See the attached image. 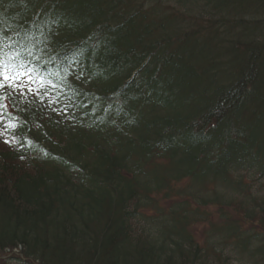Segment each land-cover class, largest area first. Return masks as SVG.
Returning <instances> with one entry per match:
<instances>
[{"label":"trees","instance_id":"1","mask_svg":"<svg viewBox=\"0 0 264 264\" xmlns=\"http://www.w3.org/2000/svg\"><path fill=\"white\" fill-rule=\"evenodd\" d=\"M151 1L0 0L4 52L45 77L31 86L43 102L8 90L0 110V252L21 247L23 264H210L189 231L196 208L255 201L241 176L264 180V0ZM184 180V193L172 188ZM158 194L183 200L164 209ZM260 226L227 236L247 251L256 242L264 261V216Z\"/></svg>","mask_w":264,"mask_h":264},{"label":"rangeland","instance_id":"2","mask_svg":"<svg viewBox=\"0 0 264 264\" xmlns=\"http://www.w3.org/2000/svg\"><path fill=\"white\" fill-rule=\"evenodd\" d=\"M168 11L174 10L178 12H184L185 9L179 5L176 2L173 1H165L162 2ZM198 18V19H196ZM195 18V25H203L205 17L203 15L197 16ZM224 30L221 32V39H225L224 35H226V38H230V33H223ZM111 36H113L111 34ZM110 42L112 40L110 39ZM25 94H27V89H24ZM164 163H161V166ZM242 181L245 183L246 191L243 194H249V196H253L255 201L251 203L248 199H246V196H232L235 198V204L233 207L231 206H225V207H217V205H208L204 208H196L198 212V217L195 218L193 221V225L190 228V232L192 235V238L194 241L200 246L201 250L205 252V254L210 255L207 259L208 262H211L210 264H217L216 261H220L222 264H262L264 261H262L258 255H255L254 257L252 255V252L255 249V243L254 242L249 250H244L241 246L240 240H236L234 237H231L232 240L228 238V229H235V232L232 233V236H239V237H245L246 235H251L253 233H259V231L262 232V229L260 228V220L264 216V209L260 207L259 201L264 205V180L252 178L248 174H243ZM188 187V183L186 181L181 182L179 184H175L172 186L174 189H183L185 190ZM208 189L205 191H202L201 194H198L201 197H208V196H214V194H210V190H212V185L207 186ZM215 191L220 193V189L215 188ZM213 190V191H214ZM161 195H157V198L159 199V204L161 207L166 209L165 207L171 206L172 204H176L180 201H182V198L176 197L175 194L171 195L169 198H165L163 201ZM188 195V194H187ZM231 197V198H232ZM251 198V197H250ZM186 202L188 205H191L194 207V202H192L190 199L187 198ZM193 199V198H192ZM243 202L242 209H236V204L238 202ZM246 202V203H245ZM237 210V211H236ZM239 210V211H238ZM243 211V212H242ZM244 212H246L247 216H245ZM252 214V217H251ZM200 216L203 218L200 220ZM137 224L135 225V231L136 233H139L138 231L141 230L143 227L146 228L145 223L143 221H137ZM231 226V227H230ZM144 228V229H145ZM143 230V229H142ZM237 238V237H236ZM213 246L212 249L216 248L217 255H219V259H213L211 258V252L210 248ZM8 254H4L3 252H0V264H10L9 260H6V256ZM215 260V261H214ZM31 262V260H28ZM15 264V263H12ZM32 264H37L32 261Z\"/></svg>","mask_w":264,"mask_h":264},{"label":"snow or ice","instance_id":"3","mask_svg":"<svg viewBox=\"0 0 264 264\" xmlns=\"http://www.w3.org/2000/svg\"><path fill=\"white\" fill-rule=\"evenodd\" d=\"M3 49L4 45L0 43V110L7 107L5 101L8 99V96L5 95V92H8V90H10L9 95L13 101L16 100L17 96L25 97L24 89H27L28 95H36L43 102L42 97H39V93L40 87H43L45 84L44 75L41 72H37L31 63L27 61L20 60L17 62L19 58L18 52L13 51L11 54H7ZM33 83H37L40 87L33 89L31 87ZM48 84L55 87L51 81H48ZM44 95H47V92ZM55 102V100L49 101L50 104ZM2 124L3 113L0 112V125ZM16 126L11 121L6 125L7 128H15ZM5 143H10V141L5 140Z\"/></svg>","mask_w":264,"mask_h":264}]
</instances>
